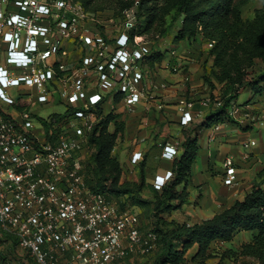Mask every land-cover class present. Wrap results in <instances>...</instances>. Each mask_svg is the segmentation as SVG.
Wrapping results in <instances>:
<instances>
[{"label":"built area","instance_id":"1","mask_svg":"<svg viewBox=\"0 0 264 264\" xmlns=\"http://www.w3.org/2000/svg\"><path fill=\"white\" fill-rule=\"evenodd\" d=\"M124 11V30L117 33L81 0H0V43L5 44L0 45V239H16L39 264H122L159 246L158 232L146 228L137 212L122 209L86 180L87 160L95 150L91 133L109 112L100 114L99 103L123 100L128 112L142 101L159 110L166 106L156 91L168 83L151 70L142 36L130 38L135 7ZM162 68L182 71L183 82L192 87L186 63L169 58ZM35 101H64L66 112H72L48 133L41 118L34 121ZM203 103L219 107L223 99L209 93ZM195 104L190 92L178 97L183 125L198 115ZM55 113L63 114L46 119ZM228 117L243 124L258 119L238 105L230 106ZM225 123L211 126V138ZM178 155L177 146L164 145L163 157ZM133 158L141 160L142 152ZM223 168L224 184L235 185L234 155L224 158ZM173 177L172 169L157 175L155 188Z\"/></svg>","mask_w":264,"mask_h":264},{"label":"trees","instance_id":"2","mask_svg":"<svg viewBox=\"0 0 264 264\" xmlns=\"http://www.w3.org/2000/svg\"><path fill=\"white\" fill-rule=\"evenodd\" d=\"M81 1L89 9L93 3H96L95 10L104 9V5L97 4V0ZM118 1L122 4V10L135 7L140 16L147 13V24L142 31L133 27L130 30L131 39L135 34L149 31L155 23L173 11L174 18L183 16L174 41H213L209 52L215 56L212 70L216 81L211 80L207 74L204 79L212 89L216 87L215 82L222 83L223 104L219 107L211 106V111L200 124L201 127L209 128L217 122H230L228 110L242 88L249 85L255 94L262 95L264 92V66L257 77L247 78L248 68L254 67L258 60L264 65V0L262 7L256 9L255 17L249 21L243 18L242 7L251 0ZM167 33L168 30H165L164 34ZM154 58H159V61L156 62ZM163 63L160 53L148 56V64L153 72L162 68ZM105 109L103 103L97 105L100 114ZM71 112L69 109L63 114L55 113L50 120L41 118L47 132H50L55 121L62 120ZM114 118L116 128L110 131L109 126ZM124 127V121L117 120L114 113L106 114L101 124L91 133L90 143L95 150L88 160L93 168L87 167L86 171L89 186L118 201L122 209L127 208V202L136 205L135 194H141L146 187L145 160L140 165L138 182L122 181L123 166L112 152ZM198 142L199 133H194L192 129L184 131L183 152L174 159L172 165L174 177L162 189L153 190L155 199L150 202L157 211V225L154 230L159 235V246L153 259L145 264H186L187 253L195 245L198 248L191 259H206L211 256V247L215 241H232L242 231H254V234L249 241L243 242L239 248L230 252L248 258L246 264H264V168L259 171L257 181L244 199L236 200L212 217L195 223H181L176 220L168 221L160 216L161 213L171 212L186 202L188 191L186 188L180 190L179 186L191 176L192 165L198 156ZM176 200L180 201L177 205ZM13 243L16 245L17 240L14 239ZM13 261L15 260L0 251V264H39L31 255H27V260Z\"/></svg>","mask_w":264,"mask_h":264},{"label":"crops","instance_id":"3","mask_svg":"<svg viewBox=\"0 0 264 264\" xmlns=\"http://www.w3.org/2000/svg\"><path fill=\"white\" fill-rule=\"evenodd\" d=\"M0 45L4 49L5 44L1 42ZM0 60H4L3 52L0 53ZM178 60L187 64L192 78V87L183 82L182 71L157 69L154 74L157 75L158 81L168 83V87H160L156 91L158 100L166 103L163 110L157 109L147 101H142L133 112H128L126 103L116 99L110 104L108 111L114 113L117 120L124 121V131L120 133L118 140L131 152L129 156L125 153V158H119L124 170L122 181L124 179L138 181L140 178L141 168L138 166V171H134L133 168L137 161L133 162L132 159L135 151H141L140 165L144 160L146 161L145 189L151 191L155 188V177L164 175L168 169H172L174 159L162 156L164 145L169 143L177 146L179 149L177 157H179L183 152L184 131L192 129L194 133H199V151L192 165L191 176L187 182L179 186L180 190L187 189V200L171 213V218H173L177 210L186 211L184 215L178 217V221L195 223L212 217L216 212L232 205L238 199H244L257 181L259 171L264 168V110L260 107V94L249 93L250 101L247 100V103L241 107L243 110L257 114L258 119L246 129L244 126L248 124L239 123V125L227 122L216 136L211 138V127L205 128L199 125L211 111V106L203 103L204 97L209 93H198V86L204 84L203 78L200 77L204 71L202 60L198 58L196 52H187ZM203 88L207 90L206 87L203 86ZM189 92L196 101L195 110L198 115L190 124L183 125L180 122L182 114L178 109L177 100L181 94ZM253 109H259V113H255ZM253 140L255 144L249 145V142ZM246 151L250 153L248 158L244 157ZM229 154L235 156L239 167L238 182L233 186L225 185L222 177L223 160ZM179 203V200L175 201L176 205ZM241 233L249 234L248 231H242L237 235ZM251 238L249 236L248 241ZM220 242L225 243L222 240ZM197 248L195 245L188 252L193 251L194 254Z\"/></svg>","mask_w":264,"mask_h":264},{"label":"rangeland","instance_id":"4","mask_svg":"<svg viewBox=\"0 0 264 264\" xmlns=\"http://www.w3.org/2000/svg\"><path fill=\"white\" fill-rule=\"evenodd\" d=\"M97 4L104 5V9L95 10L96 3H93V6L90 7V10L93 12L99 14L103 17L104 23L107 24V28H116L114 32L120 33L124 30L123 21L126 18L125 11L122 10V4L118 0H97ZM137 4V3H136ZM95 5V6H94ZM262 7V0H251L248 4L244 5L242 7V13L243 18L245 20H250L255 17V11L256 9ZM136 16H137V24L136 28L140 29V31L143 30L145 25L147 24V13H144L143 15L137 14L136 10ZM182 17L179 16L178 18H174V12H170L165 15L164 18H161L157 23L154 24V26L146 32H142L141 34H138L139 36H142L143 44L146 46L148 51L153 55L154 53H160L162 56V60L171 59L172 63L177 64L179 62L178 58H180L183 54L186 55V53L190 52H196L197 56L200 60H202V66L204 67V71L201 74V78H203V85L198 86V93L202 94L205 91L207 93H210L213 95V97H220L222 98V83L218 82L215 85L216 87L212 89L208 84L207 81H205V74H207L211 80L216 81V77L214 75V71L212 70L214 68V54H211L209 52V49L213 47V41L209 40H203L197 39V40H182V41H174V37L177 34L179 28L181 27ZM121 21V22H119ZM116 22H119V24L116 26L114 25ZM168 30L167 34H164V31ZM187 51V52H186ZM154 60L157 62L159 61V58H154ZM150 63V62H149ZM263 64H261L260 60H258L257 64L254 67H249L247 70V78L248 79H254L257 77L261 70L263 69ZM204 87L208 88V90H205ZM249 93H253L251 87L248 85L244 88H242L241 93L233 101L232 105H238L243 106L245 103H247V100H249ZM260 107L261 110H264V92L262 95H260ZM113 99H108L105 103V108L108 109L110 104L113 103ZM243 103V104H242ZM67 104L64 101L58 102V101H51L50 103L43 104L39 103L37 101L33 104V109L36 111V116L34 117V121L36 124H39L40 118H48V116L54 112H60L64 113L67 110ZM255 113H259V109H253ZM254 114V113H253ZM257 115V114H256ZM203 119L201 123L204 121ZM230 122L239 124V119L237 118H230ZM200 123V124H201ZM199 124V123H197ZM199 124V125H200ZM240 125V124H239ZM245 125V124H244ZM250 124L248 126H244V129L250 128ZM116 128L115 124V118L112 120L109 130L114 131ZM119 139V138H118ZM116 141L115 147L113 149V155L117 156L118 158H125L124 154L126 153L127 156L131 155L130 150H128L120 140ZM124 142V141H123ZM200 158V157H199ZM134 159V158H133ZM137 161V164L135 165V168H133L134 171H138V166L140 167V160H133ZM120 160V159H119ZM121 164L122 161L120 160ZM87 167L93 168V164L91 161L87 160ZM124 171V170H123ZM139 173V172H138ZM140 178H138V181ZM123 181H130L131 183L138 182L137 180H123ZM135 204H131L129 202L126 203L127 208L132 209L133 211L137 212L141 218V221L143 225L146 228H155L157 225V217L155 216V213H157L156 209L154 208V204L150 201H153L155 199L154 193L151 190L143 189L141 194H135ZM171 212H163L160 214L162 217H167L164 219H168V221L176 220L178 221V217L184 215L186 211L177 210L173 218H171ZM188 220V219H187ZM203 220V219H202ZM248 233H241L239 235H236L235 238L232 241L228 242H215L211 247V256L206 259H197L192 260L191 257L193 255V251H191L189 254L187 253V262L186 264H246L249 259L245 257L238 256L235 253H232V249H237L241 246V244L245 241H248L249 236L253 235L254 231H248ZM231 249V250H230ZM0 251H2L3 254L10 256L13 260H27V255L24 254L23 250L19 248L18 245H15L13 241H9L6 238L0 239ZM155 251L152 252L149 255L142 256V255H135V257L125 259V261L122 264H145L149 260L153 259L155 255ZM13 256V257H12ZM19 257V258H18ZM13 261V262H15Z\"/></svg>","mask_w":264,"mask_h":264}]
</instances>
